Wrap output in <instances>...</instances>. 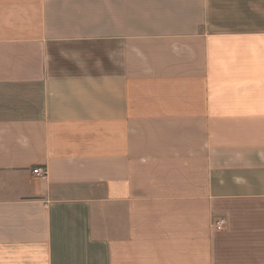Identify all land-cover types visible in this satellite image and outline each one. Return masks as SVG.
Listing matches in <instances>:
<instances>
[{
  "label": "crops",
  "instance_id": "obj_1",
  "mask_svg": "<svg viewBox=\"0 0 264 264\" xmlns=\"http://www.w3.org/2000/svg\"><path fill=\"white\" fill-rule=\"evenodd\" d=\"M0 264H264V0H0Z\"/></svg>",
  "mask_w": 264,
  "mask_h": 264
},
{
  "label": "built area",
  "instance_id": "obj_2",
  "mask_svg": "<svg viewBox=\"0 0 264 264\" xmlns=\"http://www.w3.org/2000/svg\"><path fill=\"white\" fill-rule=\"evenodd\" d=\"M33 173H34L37 177H39V178H41V179H44V178H46V176H47V170L44 169L43 167H35V168L33 169ZM216 228H217L218 230H221V229L223 228V221L218 222L217 225H216Z\"/></svg>",
  "mask_w": 264,
  "mask_h": 264
}]
</instances>
